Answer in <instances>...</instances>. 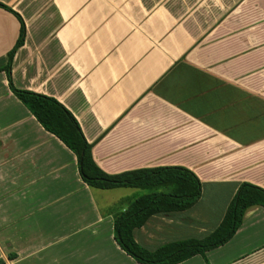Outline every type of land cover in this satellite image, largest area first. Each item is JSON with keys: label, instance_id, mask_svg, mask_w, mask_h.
<instances>
[{"label": "crops", "instance_id": "crops-1", "mask_svg": "<svg viewBox=\"0 0 264 264\" xmlns=\"http://www.w3.org/2000/svg\"><path fill=\"white\" fill-rule=\"evenodd\" d=\"M20 19L13 85L64 105L104 172L183 166L199 178L195 205L133 229L140 247L204 238L240 183L264 189V0H0L2 264H143L114 240L111 211L141 193L89 187L11 91ZM178 264H264V208Z\"/></svg>", "mask_w": 264, "mask_h": 264}, {"label": "trees", "instance_id": "trees-1", "mask_svg": "<svg viewBox=\"0 0 264 264\" xmlns=\"http://www.w3.org/2000/svg\"><path fill=\"white\" fill-rule=\"evenodd\" d=\"M24 34L21 20L18 40L8 55L7 64V77L13 94L47 132L56 136L75 154L79 175L89 187L144 191L132 199L119 200L111 208L114 215V240L127 255L143 264H178L195 255L204 256L207 251L226 244L234 236L250 208H264V189L242 182L222 221L209 235L201 239L190 238L167 243L155 251L140 247L132 237L133 229L142 226L153 214L185 211L195 205L202 191L199 178L183 166L140 168L116 174L104 172L93 158L92 144L87 142L76 118L64 105L53 97L13 85L11 63L15 51L23 44Z\"/></svg>", "mask_w": 264, "mask_h": 264}, {"label": "rangeland", "instance_id": "rangeland-1", "mask_svg": "<svg viewBox=\"0 0 264 264\" xmlns=\"http://www.w3.org/2000/svg\"><path fill=\"white\" fill-rule=\"evenodd\" d=\"M131 191H137V194L138 193H143L144 191L143 190H140V189H133V188H117L115 190H109L107 193H110V196H117L119 194H124V193H128V192H131ZM99 200H101L103 202V199L101 197L98 198Z\"/></svg>", "mask_w": 264, "mask_h": 264}]
</instances>
